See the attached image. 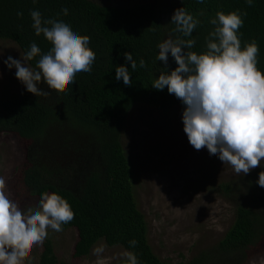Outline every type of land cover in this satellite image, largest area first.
<instances>
[{"label":"trees","instance_id":"1","mask_svg":"<svg viewBox=\"0 0 264 264\" xmlns=\"http://www.w3.org/2000/svg\"><path fill=\"white\" fill-rule=\"evenodd\" d=\"M183 7L200 23L191 37L189 51H206V38L213 29L210 20L217 12L240 11L243 26L238 30L241 47L257 43V68L264 74V0H154V4L131 8L102 6L92 0H0V39L15 43L24 54L35 42L43 53L52 47L32 28L30 12L43 19L70 23L80 35L90 37L96 59L91 72H78L74 83L57 91L46 83L39 87L47 95L27 94L0 100V133H13L26 144L25 165L17 181L19 188L39 200L42 192H56L65 198L74 219L62 231L75 229L73 257H88L95 245L122 247L137 255L139 264H169L153 252L147 239V224L138 209L133 173L122 147V134L129 113L138 104L169 112L183 105L167 87L156 90L151 83L165 67L156 61L158 44L176 33L171 24L174 11ZM62 8L68 9L64 15ZM22 13V15H18ZM137 62L133 71L123 53ZM143 58L145 68L139 67ZM39 57L29 61L35 67ZM129 67L131 86L115 79V68ZM169 55L168 70L176 67ZM264 162L250 173L223 182L217 193L235 211L224 237L196 254L185 264H246L264 251V187L256 181ZM16 196H20L16 193ZM135 240V247L130 241ZM39 264H70L58 258L47 238ZM117 264H126L125 260Z\"/></svg>","mask_w":264,"mask_h":264},{"label":"clouds","instance_id":"2","mask_svg":"<svg viewBox=\"0 0 264 264\" xmlns=\"http://www.w3.org/2000/svg\"><path fill=\"white\" fill-rule=\"evenodd\" d=\"M245 2L252 5L253 0ZM61 11L68 14L67 8ZM243 15L240 11L217 12L209 21L214 27L206 38V51L198 54L189 51L195 40L185 38L191 37L200 21L183 7L176 9L170 23L181 35H169L158 44L155 59L164 63L166 71L151 86L156 90L167 87L184 105L183 131L194 149L206 148L234 173L246 175L264 161V74L257 68V43L253 40L241 47L238 30ZM30 16L35 35L43 34L52 47L43 53L33 42L23 58L9 55L3 60L7 69L15 68V77L28 92L47 95L39 87L41 81L59 91L74 83L76 73L91 72L96 55L89 47V36L80 35L66 21L43 19L38 10H32ZM169 55L177 65L172 70L167 67ZM123 56L135 71L138 65L132 54ZM35 57L39 59L32 67L28 62ZM139 67H146L143 58ZM128 69L125 65L115 68V79H122L125 86L132 84ZM256 183L264 187V171ZM73 219L71 205L56 192H42L34 206L21 208L9 198L6 178L0 175V264H22L33 245L47 238L49 229L60 232ZM129 243L135 247L137 242ZM104 251L102 245L95 247L93 255L99 260ZM122 256L126 264H139L134 252L125 251Z\"/></svg>","mask_w":264,"mask_h":264},{"label":"rangeland","instance_id":"3","mask_svg":"<svg viewBox=\"0 0 264 264\" xmlns=\"http://www.w3.org/2000/svg\"><path fill=\"white\" fill-rule=\"evenodd\" d=\"M92 1L123 8L154 4V0ZM9 55L23 58L15 43L0 39V100L28 93L15 77V68L9 70L4 65L3 60ZM183 108L179 105L162 112L138 104L129 113L122 134V147L132 169L137 206L147 224L149 245L161 261L169 264H185L224 237L235 211L216 190L221 183L243 176L234 173L230 165H223L217 156L209 155L206 148L196 150L189 144L183 131ZM25 159L24 141L13 133H0V175L6 178L9 198L24 209L38 201L25 194L17 183ZM47 238L53 241L58 258L70 264H117L125 260V249L109 247L103 240L95 245L105 249L101 259L92 250L88 257L75 260V229H49ZM45 240L33 245L22 264H39ZM246 264H264V251Z\"/></svg>","mask_w":264,"mask_h":264}]
</instances>
